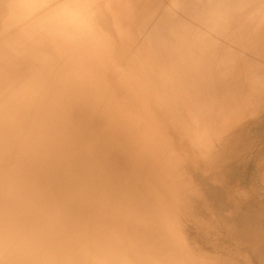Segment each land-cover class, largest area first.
I'll use <instances>...</instances> for the list:
<instances>
[{"label": "bare ground", "instance_id": "6f19581e", "mask_svg": "<svg viewBox=\"0 0 264 264\" xmlns=\"http://www.w3.org/2000/svg\"><path fill=\"white\" fill-rule=\"evenodd\" d=\"M230 1L0 0V264H221L170 180L264 98V6Z\"/></svg>", "mask_w": 264, "mask_h": 264}, {"label": "rangeland", "instance_id": "374dc122", "mask_svg": "<svg viewBox=\"0 0 264 264\" xmlns=\"http://www.w3.org/2000/svg\"><path fill=\"white\" fill-rule=\"evenodd\" d=\"M234 1L239 3L230 2ZM261 1L254 3L263 7ZM237 3L234 6L239 8ZM247 3L245 7L251 4ZM247 8L245 11L250 10ZM245 11L241 15L236 11V15L240 17ZM262 52V59L253 67L257 71L264 61L263 47ZM239 72V78L245 77ZM249 100L247 108L226 119L223 139L215 143L210 161L190 160L197 165L176 167V185L170 180L179 203L176 216L182 244L193 254H199L195 246H200L221 264H264V98ZM171 138L176 149L177 141ZM168 141L171 146V139ZM130 250L135 264H152L155 260L148 253L142 259L141 250L134 245Z\"/></svg>", "mask_w": 264, "mask_h": 264}]
</instances>
